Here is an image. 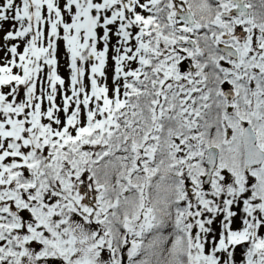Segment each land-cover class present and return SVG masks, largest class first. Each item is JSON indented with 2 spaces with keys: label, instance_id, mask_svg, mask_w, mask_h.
<instances>
[{
  "label": "snow or ice",
  "instance_id": "1",
  "mask_svg": "<svg viewBox=\"0 0 264 264\" xmlns=\"http://www.w3.org/2000/svg\"><path fill=\"white\" fill-rule=\"evenodd\" d=\"M0 264H264V0H0Z\"/></svg>",
  "mask_w": 264,
  "mask_h": 264
}]
</instances>
